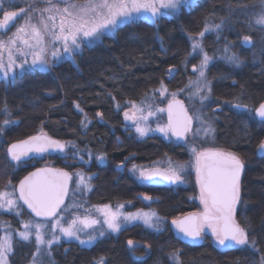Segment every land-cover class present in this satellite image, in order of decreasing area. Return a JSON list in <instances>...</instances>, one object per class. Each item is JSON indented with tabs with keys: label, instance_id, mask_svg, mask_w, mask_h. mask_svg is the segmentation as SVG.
Masks as SVG:
<instances>
[{
	"label": "trees",
	"instance_id": "trees-1",
	"mask_svg": "<svg viewBox=\"0 0 264 264\" xmlns=\"http://www.w3.org/2000/svg\"><path fill=\"white\" fill-rule=\"evenodd\" d=\"M240 1L196 0L171 16L162 15L154 21L136 19L119 25L73 58L56 62L50 70L26 69L0 78V178L7 170L17 183L41 164L43 158L34 157L35 163L28 160L16 168L2 152L4 148L7 153L9 140L45 130L67 144L63 151L67 155H48L49 164L60 169L74 167L71 143L84 154L88 150L96 155L105 153V163L98 164L95 157L87 167L92 173L93 201L126 203V208L154 207L165 220L158 229L134 222L90 245L71 241L56 247V264H101V260L103 264H260L264 256V155H259L257 148L264 140V122L256 118L253 109L264 100V55L254 62L243 47L241 67L216 62L209 69L212 105L216 106L213 147L245 158L237 218L250 241L255 240L256 250L251 245L223 249L211 237L196 245L178 238L171 219L199 205L193 167L186 172L187 182L157 184L140 182L126 171L127 166L124 170L116 166L131 154L135 156L129 159L138 163L173 153L179 160L189 159L186 145L185 150L180 147L183 144L173 147L160 135L137 138L124 126L120 111L124 103L143 98L162 83L169 88L181 86L185 77L180 66L189 54L192 36L207 19L224 16ZM171 68L177 70L173 80L167 75ZM233 103L248 108H236ZM140 192L150 194L151 200H142ZM130 239L143 243L130 246ZM20 251L17 247L19 255Z\"/></svg>",
	"mask_w": 264,
	"mask_h": 264
},
{
	"label": "rangeland",
	"instance_id": "rangeland-1",
	"mask_svg": "<svg viewBox=\"0 0 264 264\" xmlns=\"http://www.w3.org/2000/svg\"><path fill=\"white\" fill-rule=\"evenodd\" d=\"M75 2L83 4L86 3V0H75ZM195 2L196 0H182L179 9L162 8L159 10L158 14L155 17H153L150 12H141L137 15L136 19L154 21L162 15L171 16L173 14H176L183 7L188 8ZM52 3L56 5V7H64L63 0H52ZM49 6L50 5L46 2V0H0V19L3 18V11H17L18 9L25 10L23 13H20V15L15 19L13 25H11L5 31H0V42H4L5 44V47L3 49H0V78H8L9 76H12L17 72H22L26 69L34 70L38 68L41 70L42 66L40 65L30 67L32 61L31 53L32 51L38 49H29L26 45L23 44V40H28L29 44L35 45V39L31 34L30 28L26 29V32L21 34L23 40L17 39L15 46V48L22 49L25 53H27V55L22 56L15 50V48H13L12 60L14 61V63L12 64L11 70H8L7 68L8 64L10 63L8 41L10 38H14V34L16 33L17 28L24 23V20L28 14L32 16L31 23L36 24L38 28H42V25L40 23L42 17L44 21L48 23L50 28L53 23L59 25L60 17L56 15L54 11L52 13L41 11L45 7ZM30 8H34L36 10L30 12ZM262 8H264V5L261 4V0H242L238 3V5H236V7L225 13L224 16L216 18L210 17L209 19H207L202 29L192 36L189 54L183 61V64L180 66L185 77L184 83L181 86H176L173 88H169L167 85L162 83L159 85V87L154 89L153 92L147 94L143 98L138 100H130L124 103L125 107H123L120 111L122 120L124 121V126L129 127V130L133 135L141 138H145L150 135H160L161 137H163V139L169 141L173 146V144L178 142V139L174 135H172L171 132H169L168 135H165L164 133L157 131L156 129L158 127H164L169 123L167 105L170 103V100L173 99L174 93L176 98L179 97L182 101H185L188 110V116L193 117L191 122V130L186 133L183 139V143L186 145V148L190 153L189 159H186V161L179 160L176 154L173 155V153L165 155V157L149 163H138L136 160L128 159L129 157H126L117 165L119 168L121 163L124 164V167L122 166L123 168H119L120 170H124L127 166L126 171L128 170V172L134 173L139 178V170H149L153 168L167 169L169 167V162H171L173 166L177 164L183 166L182 181L180 182H187L186 172L190 169V171H192V167L194 169L195 166H197L196 153L208 151L209 148L222 152L220 150L221 147H213V141L216 137L214 117L216 106L212 105L211 93L213 81L209 74V69L211 65L216 62L230 65L231 68L241 67L245 59L242 56V54L244 53V51L242 50L243 47L248 48V51L244 54L248 55L250 60H253L254 62L261 60L262 55H264V30H262L261 26L255 25L254 21L257 18V15L261 12ZM49 15H54L56 17L55 20H47V17ZM221 21H223V25L219 31L212 29L208 32H205L203 37L199 36V33L201 31H204L206 25L211 26L214 24H220ZM250 25L253 26L250 27ZM114 30H105L104 35H102L100 39L93 40L91 42H89L86 38L82 39L80 47L74 50L71 55L64 52L62 41L54 40L51 35L45 34V58L49 61L46 70L52 69L53 65L56 62L73 58L74 54L77 53V51H83L84 48L97 43L105 35L111 34ZM52 31L58 33L59 28L56 27L55 29H52ZM244 36L251 37V43L249 46L244 45ZM194 39L200 41L202 44L203 52H206L209 57L213 58L209 62L204 78H201L199 75V67L203 58V53L200 52L199 49L195 51L193 50L192 44ZM225 48L228 49L227 52L224 51ZM54 50H58V57H53L51 55L52 51ZM233 53L238 55L241 60V64L238 67L229 63V61L226 59L227 56H230ZM25 60H27V63H24ZM6 72L7 74H5ZM176 73L177 70H168V78L173 80L177 75ZM206 83L210 86L211 91H208V89L205 87ZM198 89L199 92L197 91ZM201 97H206V99L201 100ZM160 109H164V111H160ZM126 112H129L132 116V119H130L129 121H126L124 117ZM144 117H146V119ZM137 125L151 130L148 131L146 135L141 136L136 131ZM208 125H211V127L214 129V132L208 135H205L203 131L196 132L197 129L206 128ZM12 140H9V142H11ZM71 144L73 150V152H71V157L73 159L70 162L74 163V167L72 169H68L72 177L71 190L66 203L52 218L41 219L28 212L25 213V209L16 193L17 183L12 182L9 176V171L7 172V170H5L6 172L4 171L2 177L0 178V193L7 194L4 199L7 200L11 198L15 200L22 209L20 215H16L15 211L0 210V241H2L5 236H10L12 239L13 251L9 254V264H34V261L35 264H56L54 259V249L56 247L59 248L71 241H77L80 243V241L76 240L75 238L65 237L59 231V228H57L55 230V235H58L60 237L59 241L53 243L50 248L47 245L40 246L41 250L40 252H37V245L35 243L34 235L30 237V241H22L18 236V232L24 231L23 224L28 221H31L32 224L40 223L45 225V227L41 229V231L45 234V239L47 240L51 239L53 235L52 225L57 221H59L60 225H62L63 227H68L73 220H77L76 227L78 229H82L78 232L81 240L87 241L90 235L96 237L90 243H85L84 245H90L99 237H102L110 232H114L108 229L107 225L104 224V215L101 211H99V209H102L105 205L109 206L112 212H119L122 214L120 220L121 228L134 222H140L150 229H158L162 226V224H164V218L158 214L157 210L154 207L126 208V203L112 204L111 202L100 203L93 201L90 197V194L94 187L91 181L92 173L87 170V167L90 166L95 157L98 164L105 163L107 160L106 155L105 153L96 155L91 150H88L87 153L84 154L81 149L77 148L78 145L76 143ZM180 147L184 149V145H180ZM193 149L196 150L195 153L193 152ZM223 149L226 151L222 153H226L228 151V153L233 154L240 161L245 162V158L242 155L233 151L229 152V149L226 148ZM63 153L65 155L68 154H66L65 152ZM6 154L7 153H5V149L3 148L2 155L6 157L7 160H9ZM48 155L49 154H46L40 157L43 158L40 165L49 164V161L47 160ZM100 157H103V159H100ZM28 160H32L31 163H35V160H33V158H29L20 161H14V166H16L17 168L20 164H26ZM81 164H83V166H81ZM134 166L136 167L137 171H133ZM81 176L84 177L83 183H81L80 180ZM141 181L142 180H140V182ZM142 198V200L146 202L149 201L144 199V196ZM138 211L146 213L155 212L156 216L160 218L156 224V227H148L142 220L139 219L132 221H125L123 219L124 215H127L129 213L135 214ZM85 218L89 220H97L99 221V223L92 225L91 227H85L84 224L80 223V221L84 220ZM31 231L34 233L35 229H31ZM101 231H103L104 235H100ZM130 240L133 241V245L131 246L143 243L135 239ZM17 247H20V255L16 252ZM146 247L150 248L149 244H146ZM67 248L68 246H66V249ZM14 261L18 262L15 263Z\"/></svg>",
	"mask_w": 264,
	"mask_h": 264
},
{
	"label": "snow or ice",
	"instance_id": "snow-or-ice-1",
	"mask_svg": "<svg viewBox=\"0 0 264 264\" xmlns=\"http://www.w3.org/2000/svg\"><path fill=\"white\" fill-rule=\"evenodd\" d=\"M50 5L42 9V12L52 13L53 11L60 17L59 25L52 24L51 28L48 23L44 21L43 17L40 20L42 28H38L36 24L31 23L32 16L28 14L24 20V23L20 25L14 38H10L8 41L9 46V60L8 70H11L12 64V49L16 46L17 39L23 40L21 34L26 32V29H31V34L35 39V45L29 44L28 40H23V44L29 49L36 48L38 50L32 51L31 65H40L41 70H46L49 61L45 58L46 48L44 46V35L49 34L54 40L63 42V50L65 53L71 55L74 50L80 47L82 39H87L89 42L98 40L104 35L105 30H114L122 23L135 22L137 15L141 12H150L155 17L160 9H179L182 0H86V3L80 4L75 0H63L64 7H56L52 3V0H46ZM261 4L264 5V0H261ZM36 9L30 8L31 11ZM25 10L20 9L17 11H3V18L0 19V29H6L15 22V19L20 13ZM54 15H49L47 20L54 21ZM255 25L261 26L264 30V8L257 15L254 21ZM223 21L220 24H214L211 26L206 25L204 31L199 33L200 37H203L205 32L212 29L219 31L222 28ZM253 25H250V27ZM56 27L59 28V32L52 31ZM250 36H244V43L250 42ZM5 47L4 42H0V49ZM193 50L199 49L203 53V58L199 67V75L204 78L206 75V69L209 62L213 59L209 57L206 52H203L202 44L198 40H193ZM20 55H27L22 49L15 48ZM228 51L227 48L224 50ZM53 57H58V50L52 51ZM226 59L234 66H240L241 60L238 55L233 53L227 56ZM27 63V60L24 61ZM7 74V72L5 73ZM205 87L208 91H211L210 86L206 83ZM199 92V89L197 90ZM175 94L173 93V101L168 105L169 123L164 127H158L156 130L168 135L171 132L172 135L177 138H183L185 133L191 130V122L193 117L187 115L183 105L179 101H175ZM206 97H201V100ZM135 106V105H133ZM175 109V112H174ZM164 111V109H160ZM257 116L264 122V103L260 104L255 110ZM151 114V113H149ZM10 115V114H9ZM125 117L132 119L125 113ZM146 119V117H144ZM5 124L9 123V120L4 121ZM151 129L136 126V131L139 135L144 136ZM203 131L205 135L214 132L211 125L206 128L197 129L196 132ZM66 145L58 140L51 138H42L40 136L30 137L29 140L14 143L8 148V153L11 155L12 160L20 161L22 157L27 156L30 152L36 154H42L49 151L63 152ZM260 152L264 153V142L259 145ZM195 153L196 150L193 149ZM103 159V157H100ZM197 161V177L200 184V200L204 205L205 211L202 215L190 214L183 220L175 219L172 221L176 225L177 229L183 233L185 237H188L195 241L201 236L204 231L205 225L211 229L212 234L216 237L218 244L226 249H233L238 246L251 245L253 250L255 249V240L249 239L248 231L242 227L234 218L236 204L240 198V172L243 167L241 161L231 153L224 154L216 151H204L196 153ZM133 171H137L136 167H133ZM182 165L173 166L169 162L167 169H149L139 170V179L156 183L157 177L161 180L168 181L170 183H177L182 181ZM69 175L59 169H38L36 172H32L29 176L25 177L20 182L19 199L27 205L29 209L37 217H53L57 214L61 204H63L64 195L67 192V180ZM81 183L84 182V177L80 178ZM7 194L0 193V210L15 211L16 215L21 214V207L17 202L11 198L5 200L4 197ZM144 199L151 200V197L145 196ZM122 207V206H121ZM104 215V224L111 231H119L121 228V213L112 212L109 206L105 205L102 209H99ZM125 221L142 220L148 227H156L159 217L155 212L146 213L138 211L135 214L129 213L123 216ZM80 223L85 227H91L99 223L97 220H89L85 218ZM77 220H73L68 227L60 225L59 221L52 225L53 235L51 239H45V234L41 231L45 225L36 223L32 224L31 221L23 224L24 231L18 232V236L22 241H30L32 235L35 236V243L37 245V252H40V246L47 245L49 248L51 245L59 241L60 237L55 235V230L59 228V231L68 238H75L79 240L81 244L90 243L96 237L90 235L88 240H81L78 232L82 229L76 227ZM35 229L34 233L31 229ZM100 235H104L103 231ZM128 244L133 245V241L129 240ZM13 251L12 239L10 236H5L0 241V264H9V254ZM178 261V256L175 257ZM35 264V261H34ZM101 264H103L101 260ZM260 264H264V256L261 257Z\"/></svg>",
	"mask_w": 264,
	"mask_h": 264
},
{
	"label": "water",
	"instance_id": "water-1",
	"mask_svg": "<svg viewBox=\"0 0 264 264\" xmlns=\"http://www.w3.org/2000/svg\"><path fill=\"white\" fill-rule=\"evenodd\" d=\"M19 11L20 10H18L17 12L19 13ZM13 24V23H12ZM11 24V25H12ZM9 28V27H8ZM8 28H6V29H8ZM0 30H5V29H0ZM243 43H244V41H243ZM250 43H251V40H250V42H248V43H244V45L245 46H249L250 45ZM171 71H175L176 70V68H171L170 69ZM173 101V99L170 101V102H172ZM175 101H179V102H181V104L183 105V108H184V110L187 112V115H188V111H187V108H186V106H185V103H184V101H182L180 98H175ZM262 103H264V100L260 103V104H262ZM259 104V105H260ZM169 105V104H168ZM237 107H246V105H242V104H235ZM259 105L257 106V108L259 107ZM256 108V109H257ZM174 112H175V109H174ZM128 116H130V117H132L131 115H130V113H128ZM259 117V116H258ZM260 118V117H259ZM261 119V118H260ZM130 120V119H129ZM185 135H186V133H185ZM185 135L183 136V138H179V139H184V137H185ZM34 136H40V137H42V138H44V139H46V138H51V139H53V140H58V141H60L61 143H64L65 144V142L61 139V138H59V137H56V136H53V135H51L50 133H48V132H39V133H34V134H31V135H28V136H26V137H24V138H21V139H17V140H14V141H12V142H10L9 143V145H8V147H7V150H8V148L12 145V144H14V143H19V142H21V141H26V140H29V138L30 137H34ZM66 145V144H65ZM211 151H216V152H220V151H218V150H211ZM49 152H55V151H49ZM44 153H46V152H44ZM44 153H42V154H36V153H29L27 156H24V157H22L21 159H26V158H29V157H32V156H40V155H43ZM222 153V152H221ZM258 153L260 154V155H264V153H262V152H260L259 150H258ZM225 154V153H224ZM7 155H8V158L10 159V160H12V158H11V155L8 153V151H7ZM241 163H242V165H243V162L241 161ZM244 167V166H243ZM243 167H242V169H241V172H240V178H241V176H242V172H243ZM38 169H57V168H55V167H53V166H50V165H42V166H37V167H35V168H33V169H31L30 171H28L21 179H20V181L18 182V184H17V193H18V195L20 196V192H19V185H20V182L22 181V180H24V178L25 177H27V176H29V174L30 173H32V172H36ZM153 169H161V170H164V169H162V168H153ZM63 172H66V173H68V175H69V179L67 180V192H66V194L64 195V198H63V204L65 203V201H66V199H67V197H68V194H69V191H70V186H71V176H70V172L68 171V170H62ZM157 179V183H167V184H171L170 182H168V181H164V180H161L159 177H157L156 178ZM240 182V181H239ZM22 201V200H21ZM23 202V201H22ZM24 204V203H23ZM63 204H61V206H60V208L63 206ZM24 206L33 214V215H35V213H33L32 211H31V209H29L28 207H27V205L26 204H24ZM60 208L58 209V211L60 210ZM57 211V212H58ZM190 214H196V213H194V212H191V213H187V214H184V215H182V216H180V217H178V218H175V219H180V220H183V219H185L186 217H188ZM197 215V214H196ZM36 216V215H35ZM37 217V216H36ZM38 218H46V217H38ZM47 218H50V217H47ZM175 219H173V220H175ZM172 220V221H173ZM172 221H171V225H172V228H173V230H174V232L176 233V235L178 236V238L181 240V241H183V242H185V243H189V244H193V245H196V244H200L201 242H202V240H203V238H202V236H200L199 238H197L195 241H193L192 239H190V238H188V237H185L184 235H183V233H181L178 229H177V227H176V225H174L173 223H172Z\"/></svg>",
	"mask_w": 264,
	"mask_h": 264
},
{
	"label": "flooded vegetation",
	"instance_id": "flooded-vegetation-1",
	"mask_svg": "<svg viewBox=\"0 0 264 264\" xmlns=\"http://www.w3.org/2000/svg\"><path fill=\"white\" fill-rule=\"evenodd\" d=\"M19 10V9H18ZM20 15V14H19ZM2 19V18H1ZM13 25V24H12ZM5 30H7V29H5ZM5 30H0V31H5ZM78 52V51H77ZM242 109H247V108H242ZM100 114V112H97V115H99ZM124 117H125V115H124ZM125 119H126V121H127V118L125 117ZM126 128H128L129 129V127H126ZM137 137V136H136ZM176 137V136H175ZM137 138H140V137H137ZM177 138V137H176ZM178 139V142L177 143H175V144H183V145H185L183 142H184V140H180L179 138H177ZM169 142V141H168ZM175 144H173V147H174V145ZM67 145V144H66ZM185 148V147H184ZM210 149V148H209ZM211 150V149H210ZM220 150L222 151V152H224V151H226V150H224L223 148H220ZM229 152H230V150H229ZM189 153V152H188ZM227 154H228V151L226 152ZM190 154V153H189ZM131 156H135V154H131V155H129V156H126V157H131ZM34 157H37V156H32V157H29V158H34ZM125 157V158H126ZM128 158V159H129ZM120 162H122V161H119L118 163H120ZM118 165V164H117ZM116 165V166H117ZM37 166H40V165H37ZM37 166H35V167H37ZM124 167V164L123 163H121V165L119 166V168H123ZM118 167V166H117ZM69 171V170H68ZM70 172V171H69ZM130 173V172H129ZM196 174H197V171H196ZM136 178H137V176H135ZM139 179V178H138ZM137 179V180H138ZM139 180H141V179H139ZM141 182H147V183H149L148 181H144V180H142ZM150 183H153V182H150ZM143 184V183H142ZM157 184H159V183H157ZM138 195H139V197L141 196V197H145V196H150V195H148V193H144V192H140V193H138ZM200 195H201V193H199V205H198V208H196V209H194V210H192L194 213H196L197 214V216H200V215H202L203 213H204V211H205V208H204V205L201 203V200H200ZM238 205H239V201H238V203L236 204V208H235V214H234V218H235V220L237 221V223L239 222L238 221V218H237V211H238ZM202 234H203V236H204V238H206V237H211L212 239H214L215 241H217L216 240V237L212 234V231H211V229L210 228H208L207 227V225H205V227H204V231L202 232ZM217 243H218V241H217Z\"/></svg>",
	"mask_w": 264,
	"mask_h": 264
}]
</instances>
